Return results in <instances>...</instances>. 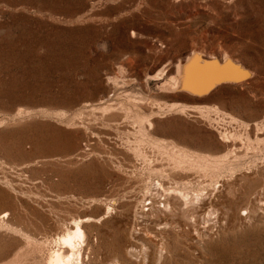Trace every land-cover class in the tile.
I'll list each match as a JSON object with an SVG mask.
<instances>
[{
	"label": "rangeland",
	"instance_id": "1",
	"mask_svg": "<svg viewBox=\"0 0 264 264\" xmlns=\"http://www.w3.org/2000/svg\"><path fill=\"white\" fill-rule=\"evenodd\" d=\"M196 52L252 77L163 89ZM78 222L83 264H264V0H0V264Z\"/></svg>",
	"mask_w": 264,
	"mask_h": 264
},
{
	"label": "bare ground",
	"instance_id": "2",
	"mask_svg": "<svg viewBox=\"0 0 264 264\" xmlns=\"http://www.w3.org/2000/svg\"><path fill=\"white\" fill-rule=\"evenodd\" d=\"M196 57H198V56L193 55V58H196ZM226 59H228V58H226ZM188 60H189V58L187 59V61ZM184 64L179 63L177 65V75L171 77V79L169 81H166L162 85L163 89H168L171 91L179 90V88L181 87V80H182L183 76H185V74H186V71H185L186 69L184 67ZM202 166H204V165H202ZM156 186H158V190H160L159 194H157L158 191L156 193H154V194H157V196L156 195H154V196L157 197L158 201L153 200V202H150L151 209H152L151 214L154 215L156 218H159L161 216V214H163V215H166V213L173 214L178 209L182 210L183 214H186V213H188L190 208L191 209L195 208V206L198 205L197 203L201 204L204 200H206L205 198L203 199V197L206 196V194H203V192L201 193L199 191L191 192V191H179L176 189H166L167 187L163 188L162 184L160 182L157 183ZM230 189L231 188L229 187L228 190H230ZM207 195H208V193H207ZM162 197H163V199H162ZM155 200H156V198H155ZM114 206H115V202L110 203L107 212L111 213L114 210ZM201 210H203V207H201L200 211ZM221 219H222V217H221ZM223 220H224V218H223ZM226 220H228V219H226ZM195 221H196V218H195ZM74 227H75V229L73 228L74 230H72V232H67L66 234H64L61 237V240L59 238V240L61 241L60 243L63 245V247L52 251L50 257L48 256L49 257V263L48 264H83L81 243L83 244V239H84L85 234H84V231L81 228L79 222L76 224V226L74 225ZM163 245L164 244H162V246ZM127 246L128 247H126V248H130L127 251L130 254V256L131 257H133V255L136 256L134 254V249H133V247H131L130 243ZM162 254H163V251H161V249H160L158 252L155 264H161ZM165 254H166V252H165ZM136 258H140L139 260H143V263H145L146 261H148V252L146 250H144L143 252H141V254L139 256H136ZM46 262H48V261H46Z\"/></svg>",
	"mask_w": 264,
	"mask_h": 264
},
{
	"label": "water",
	"instance_id": "3",
	"mask_svg": "<svg viewBox=\"0 0 264 264\" xmlns=\"http://www.w3.org/2000/svg\"><path fill=\"white\" fill-rule=\"evenodd\" d=\"M196 54L198 57L191 56L184 64L186 74L181 80L178 92L204 97L220 86L238 85L252 77L249 69L232 59L204 57L198 52Z\"/></svg>",
	"mask_w": 264,
	"mask_h": 264
}]
</instances>
